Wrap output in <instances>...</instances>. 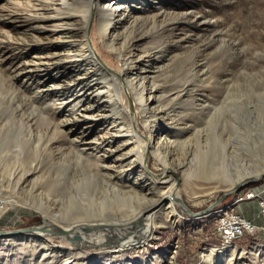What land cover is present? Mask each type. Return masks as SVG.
<instances>
[{
    "label": "rangeland",
    "instance_id": "rangeland-1",
    "mask_svg": "<svg viewBox=\"0 0 264 264\" xmlns=\"http://www.w3.org/2000/svg\"><path fill=\"white\" fill-rule=\"evenodd\" d=\"M37 1L0 0V59L13 61L25 56L17 43L32 35L28 30L31 21L27 3ZM140 1L142 3L136 6L144 7L143 19L155 21L153 41L157 50L161 49L153 79L166 91L176 87L189 90L179 100L165 98L163 101L173 109L175 121L179 122L175 128L195 125L194 131L173 146V156L168 158L167 164L150 154V171L160 181L167 171L172 173L171 169L184 164L186 172L176 170V174L181 177L178 182L180 204H185L189 210L183 208V212L176 204L175 208L183 215L179 226L167 223L165 227H157L145 252L136 250L124 255L123 260L109 264H122V261L123 264H264V246L251 247V236H245L238 243L239 248L233 244L238 249L234 256L243 257L242 260L236 261L234 256L208 259L205 251L225 245L210 240L215 221L212 216L196 214L207 210L204 214L208 215L215 212L211 209H222L232 195L212 205L231 189L234 180L264 170V0ZM73 2L68 0L66 7H72ZM124 28L121 27V33L131 29L130 26ZM4 30L16 32L14 39L3 38ZM88 30V38L94 40L100 57L110 65H117L116 55L98 38L97 27L92 25ZM139 44L146 45L144 40ZM10 72L8 65L0 69V196H9L16 203L13 207L8 205L0 217V231L45 226L47 222L45 227L54 232L47 231L41 236L35 232L0 236V264H63L64 259L75 254L78 260L71 258L73 261L68 264H108L95 253L114 248L118 242L141 230L128 221L146 201L138 200L130 191L133 180L128 176L113 180L104 171L98 174L92 163L76 157L67 135L57 133L56 121L54 123V117L46 109L52 104L53 92L42 94L37 101L32 99L38 89L39 72L29 75L24 83L14 82ZM53 83V79L48 81V89H55ZM133 109L138 110L134 101ZM143 120L140 118L142 130L150 142L148 131L153 127ZM172 124L164 125L168 128L165 133L173 129ZM171 135H178L177 131ZM90 137L92 139L94 133ZM128 149L124 147L120 153ZM9 172L14 176L10 173L9 178ZM23 174L30 180L27 178L15 192L13 183ZM143 180L137 183L141 190L138 189V195H147L151 192L149 187L158 186L150 194L154 196L149 197L154 205L158 204L156 194L168 187ZM222 184L225 187L222 188ZM215 186L219 189L208 192L209 187ZM123 189H130L129 193ZM44 210L46 217L41 212ZM190 211L195 212L196 217ZM255 212L256 207L252 213L244 210L254 221ZM68 225H79V230L74 233ZM81 225L85 228L83 232ZM103 225L106 228H102ZM56 226L64 232H57ZM100 232L106 235L104 245L82 243L83 233H88L86 237H97ZM61 246L66 250L59 253ZM85 252L92 256L86 257Z\"/></svg>",
    "mask_w": 264,
    "mask_h": 264
},
{
    "label": "bare ground",
    "instance_id": "bare-ground-1",
    "mask_svg": "<svg viewBox=\"0 0 264 264\" xmlns=\"http://www.w3.org/2000/svg\"><path fill=\"white\" fill-rule=\"evenodd\" d=\"M67 1L39 0L27 3L29 20L31 21L28 30L32 35L25 36V40L17 43V48L21 49L25 56L13 61L0 59V69L2 70V67L8 65L12 80H18L20 83H24L25 78L29 75L39 72L41 76H39L40 81L38 80V89L32 99L37 101L42 94L53 92L52 104L48 105L49 107L46 109L54 117V123L56 121L57 133L67 135L68 143L72 147V152L77 155L76 157L82 159V162L85 159L90 162L89 164L92 163L95 166L92 168H96L97 173L104 171L113 180H121L124 176H128L133 180L129 187L131 190H129L135 193L138 200L146 201L139 208L134 218L128 221L131 224H142L141 230L137 229L139 232L129 235L124 241L118 242L116 247L95 253L98 259L103 257L105 262L109 264L136 250L145 252L157 227H165L167 223L179 226L183 215L175 208V205L178 204L183 212L184 209L188 208L185 204H182L183 206L180 204L182 199L178 191V182L181 177L176 174V170L185 173V165L181 164L179 167L171 169L170 172L172 173L167 171L163 179L158 181L150 171L149 159L150 154H153L156 159L167 164L168 158L173 156V146L183 141L186 138L184 136H188L189 132L194 131L195 125L175 128L179 122L175 121L176 117L172 114L173 109L171 110L163 101L165 98L166 100H179L182 96L187 95L189 90L187 91L186 87L183 89L176 87L166 91L162 85L157 84L153 79L152 72L156 71V64L159 60L158 54L161 49L157 50L153 41L155 39L154 26L156 25L154 19L144 20L142 17L144 7L140 6L138 9L136 6L142 3L140 0H74L73 3L75 4L72 7H66ZM92 22L95 23L92 24ZM92 25L97 27L98 38H100L101 43L116 55L117 65L113 66L104 61L99 55V50L95 47L94 40L88 38V28L90 29ZM126 26H130L131 29L121 33V27L126 28ZM40 31L43 32L38 35L37 33ZM15 33L12 30H4L2 37L14 39ZM27 37H31V39H27ZM61 40L62 43L57 42ZM140 40L145 41V47L139 44ZM50 79L54 81V90L48 89L50 88L48 87ZM13 87L18 89L16 88L18 86ZM46 96L45 98H47ZM133 101L138 106L137 111L133 109ZM49 111L47 112L49 113ZM140 118L144 119L145 124L153 127L150 132L148 131L150 142L142 130ZM170 122L174 123V125L172 124L173 129L170 128V131L165 133L168 128L164 125H169ZM175 131L178 135L172 136V132ZM91 133H94L92 139ZM123 133L128 134V136L125 137ZM59 142L62 144L61 139ZM124 147H129V149L120 153ZM137 168L140 170L135 172ZM10 173L14 176L13 172H9V178H11ZM107 175L103 174V177H107ZM31 176L33 177V175ZM250 176L252 175H244L238 181ZM27 178L29 179V176L26 177L25 174L19 176L13 183L14 185L12 184L14 188L12 189L14 191L19 189V185L26 182ZM143 179H148L155 186L161 183L164 185L163 188L168 187L167 190L159 191L158 195L156 194L159 197L158 204L154 205L153 199L149 198L154 196V194H150L158 186L149 187L151 192H147V195H138L140 188H137V183ZM238 181L234 180L230 188L232 189ZM221 187L223 188L225 185L222 184ZM215 189H219V187H209L208 192L216 191ZM125 190L129 193V190ZM26 195L28 197V194ZM0 200L4 203L5 210L8 205L13 207L16 203L9 196L4 198L0 196ZM35 205L37 206V204ZM213 210L215 209L210 211ZM41 212L45 215V210ZM45 223L47 225V222ZM78 226L71 225L70 227L68 225L69 230L74 233L77 232ZM98 227L100 226L98 225ZM102 228H106L105 225ZM84 229L82 227L80 231ZM105 233L100 232L97 237H86L85 234L88 233H83L81 236L82 243L102 246L106 238ZM69 235L71 234L69 233ZM99 236L100 239H98ZM71 239L73 240V238ZM65 250V247L61 246L60 250L57 251L61 253ZM205 252L208 253V259L212 256L221 259L226 256H234L238 249L227 244L223 247H212ZM85 255L89 258L92 256L88 252H85ZM237 256H234L236 261L243 259V257ZM71 258L78 260L79 257L76 254L69 255L63 260V264L73 261ZM123 263L124 261H122Z\"/></svg>",
    "mask_w": 264,
    "mask_h": 264
},
{
    "label": "built area",
    "instance_id": "built-area-1",
    "mask_svg": "<svg viewBox=\"0 0 264 264\" xmlns=\"http://www.w3.org/2000/svg\"><path fill=\"white\" fill-rule=\"evenodd\" d=\"M231 197V201L222 209H215L213 214H204L205 217L212 216L211 218L215 220L210 240L222 245L234 244L238 247V243L245 236H251L252 245L264 246V178L258 183L247 185ZM243 204L250 206L242 208ZM253 207H256L254 214L256 221L249 219L244 213V210L252 213ZM4 212V203L0 200V217ZM241 249L244 248L241 247Z\"/></svg>",
    "mask_w": 264,
    "mask_h": 264
},
{
    "label": "water",
    "instance_id": "water-1",
    "mask_svg": "<svg viewBox=\"0 0 264 264\" xmlns=\"http://www.w3.org/2000/svg\"><path fill=\"white\" fill-rule=\"evenodd\" d=\"M263 178H264V170H262L258 175H252L250 177H247L245 179H242V180L238 181L233 186V188L231 190H226L224 192V194L219 198V200L216 201L212 205V207L217 205L218 203L222 202L223 200H225L228 196L241 191L247 185H250L252 183L260 182ZM205 212H206V210L197 212L196 214L200 215V217H203ZM190 214L193 215V216L196 215L195 212H191V211H190ZM137 225H138V228L142 226V224H137ZM47 231L49 232V231H53V230L52 229H48L45 226H35V227H32V228H26V229H18V230H12V231H0V236L18 235V234L20 235L22 233H25V235H28L26 233H30V232H35L36 234L41 233V235H43ZM62 231H63V229H59V228L57 229V232H62Z\"/></svg>",
    "mask_w": 264,
    "mask_h": 264
}]
</instances>
